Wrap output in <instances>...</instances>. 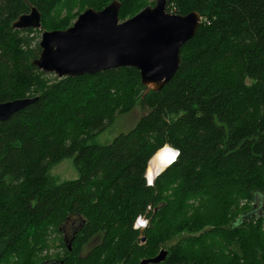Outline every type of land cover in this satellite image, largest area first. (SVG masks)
Instances as JSON below:
<instances>
[{"label": "trees", "instance_id": "trees-1", "mask_svg": "<svg viewBox=\"0 0 264 264\" xmlns=\"http://www.w3.org/2000/svg\"><path fill=\"white\" fill-rule=\"evenodd\" d=\"M111 1L0 0V102L37 96L0 120V264L40 256L49 240L61 251L32 264H137L159 252L157 230L177 220L189 231L148 264H264V0H168L167 11H197L201 21L159 91L133 67L57 77L32 63L40 31L68 27L79 2ZM119 1V20L154 3ZM29 4L43 29L12 28ZM137 102L144 112L131 128L94 140ZM165 144L175 160L147 184V162ZM64 158L78 175L59 182L48 169ZM254 203L260 213L240 218Z\"/></svg>", "mask_w": 264, "mask_h": 264}, {"label": "water", "instance_id": "water-1", "mask_svg": "<svg viewBox=\"0 0 264 264\" xmlns=\"http://www.w3.org/2000/svg\"><path fill=\"white\" fill-rule=\"evenodd\" d=\"M167 1L154 0L153 4L144 6L124 20L118 17L121 6L119 0H112L101 9L87 7L78 13L70 26L41 31L40 52L32 63L41 71L53 73L57 77H75L111 68L133 67L138 70L143 85L152 91H159L178 70L181 47L194 36L201 21L197 11L186 14L167 11ZM11 27L41 29L40 11L29 4L28 12L18 15L11 22ZM36 99L37 96H33L0 102V120L34 103ZM172 149L175 151L173 159L147 177V168L157 151L149 158L144 171L147 184H152L175 160L178 150ZM259 196L264 198V192ZM257 208L262 210L263 206L254 203L253 208L243 212L240 218L259 214ZM134 226H142L139 217ZM66 242L68 249H71V241L66 239ZM166 255L167 250L160 249L155 256L143 258L137 264L158 263ZM40 264L61 263L50 259Z\"/></svg>", "mask_w": 264, "mask_h": 264}, {"label": "rangeland", "instance_id": "rangeland-1", "mask_svg": "<svg viewBox=\"0 0 264 264\" xmlns=\"http://www.w3.org/2000/svg\"><path fill=\"white\" fill-rule=\"evenodd\" d=\"M151 1V0H147ZM76 10L82 12L85 8L82 7V4L79 2L76 6ZM172 9H174L173 6H171ZM74 21V20H73ZM72 21V22H73ZM72 24V23H71ZM70 24V25H71ZM69 25V26H70ZM43 29V27L41 26ZM44 30V29H43ZM41 31L39 33L40 38ZM144 109L141 107V105L137 102L133 105L131 109H128L125 112H118L114 115L113 119L107 124V126L96 136H94V140L99 143H105L110 141L115 135H117L119 132L126 131L129 128H131L138 118L143 114ZM171 147V146H170ZM48 174L55 177L57 181H63L70 178H75L78 175V172L75 168V166L72 163L71 158H64L60 162L56 163L55 165H52L48 169ZM141 219H144L145 222H143V225L140 227V229L146 226L147 220L144 217H141ZM135 224V223H134ZM73 224H66L64 226L65 235L68 236L72 230ZM262 235H264V223L260 228ZM186 231H189V224L186 223V220H177L172 221L169 223V227L166 230L158 231V235L161 238V244L159 246L160 249H170L175 243H178L182 240V236ZM144 240L148 239L150 234H144ZM50 238H55V234H52ZM264 239V238H263ZM96 242H98L97 238H95ZM143 240V241H144ZM143 242L140 241V244ZM185 247L186 251L191 252L195 249V247L190 246L186 242H182ZM49 247L46 249L42 255L36 256L33 251L30 250V253H28L27 258L17 264H32L37 262L38 260H44L47 258H53L57 254L58 251H61V249L57 246V244H53V240H49L48 242ZM90 246H86V249L88 250ZM189 249V250H188ZM85 250V252L87 251ZM184 251V252H186ZM158 253V252H156ZM4 264V263H3ZM7 264H14L13 259H9Z\"/></svg>", "mask_w": 264, "mask_h": 264}, {"label": "bare ground", "instance_id": "bare-ground-1", "mask_svg": "<svg viewBox=\"0 0 264 264\" xmlns=\"http://www.w3.org/2000/svg\"><path fill=\"white\" fill-rule=\"evenodd\" d=\"M174 155L175 151L169 146H164L162 149L157 151L147 168V177H150L153 174V171H156L160 166L165 165L171 159H173Z\"/></svg>", "mask_w": 264, "mask_h": 264}, {"label": "flooded vegetation", "instance_id": "flooded-vegetation-1", "mask_svg": "<svg viewBox=\"0 0 264 264\" xmlns=\"http://www.w3.org/2000/svg\"><path fill=\"white\" fill-rule=\"evenodd\" d=\"M70 224H73V225H74V226L72 227V230H73V228L77 225V223H75V219H71ZM72 230H71V232H72ZM71 232H70V234H71ZM70 234H69V235H70ZM63 235H64V240H66L67 237L69 236V235L66 236L67 234L65 235L64 228H63Z\"/></svg>", "mask_w": 264, "mask_h": 264}, {"label": "built area", "instance_id": "built-area-1", "mask_svg": "<svg viewBox=\"0 0 264 264\" xmlns=\"http://www.w3.org/2000/svg\"><path fill=\"white\" fill-rule=\"evenodd\" d=\"M139 219H140L141 224L143 225V222H145V220L141 219V217H139Z\"/></svg>", "mask_w": 264, "mask_h": 264}]
</instances>
